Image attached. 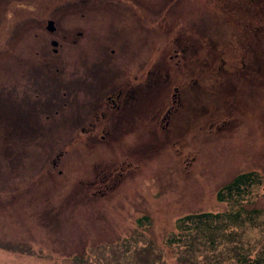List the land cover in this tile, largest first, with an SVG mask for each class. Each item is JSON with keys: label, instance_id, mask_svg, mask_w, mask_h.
<instances>
[{"label": "rangeland", "instance_id": "obj_1", "mask_svg": "<svg viewBox=\"0 0 264 264\" xmlns=\"http://www.w3.org/2000/svg\"><path fill=\"white\" fill-rule=\"evenodd\" d=\"M41 1L45 16L39 19L45 23V18L51 15L58 25L55 35L59 38V15L47 10L52 0ZM164 1H140L142 51L139 54L140 65H144L141 79L143 73L156 67L151 64L155 59L161 61L158 64L161 71L155 70L154 74L164 75L163 71L170 69L168 80L158 93L161 100L171 85L169 79L178 85L177 109L167 129L157 128L142 113L136 116L140 115L139 124L136 120L122 129H71L62 120L64 114H57L54 119L45 118L44 114L51 112L58 102L64 105L60 108H75L86 101L85 94L49 98V93L43 92L44 113L39 117L43 134L32 147L35 157L12 164L4 157L5 161L0 162V264H177V255L182 251L176 243L184 246L183 264H190V253L200 241L167 242L175 229L176 218L189 212H225L238 207L241 215L233 227L235 235L229 237L232 239L225 238L229 232L221 235L230 246L224 250L222 260L234 251L235 239L253 253L264 251V41L255 44L244 34L238 36L237 41L244 42L240 45L245 50L241 58L249 63L250 83L242 79L241 86L233 88V97L214 91L211 101L216 109L204 112L201 102L210 98L205 96L210 91L204 93L196 83L185 82L187 78L182 81L191 68L198 69L194 48L198 45L199 51L203 49L200 44L189 49L193 42L190 34H197V22L199 29L218 34L220 29L215 27L222 18L215 10L226 8L218 3L208 5V0H167L166 5ZM29 11L32 12L31 8ZM198 15H202L199 21ZM80 16L77 13L72 17V27L75 24L92 29L106 26L101 13L85 12ZM227 23L228 28L233 27ZM159 25L171 26V33L179 28L172 35L182 32L179 41L184 43L187 56L172 68L169 62H174L176 56L167 55L178 45L172 40L171 48H164L163 34H156L152 41V30L148 27H156L158 31ZM29 29L26 50H22L27 61L24 67H29V73L34 72L33 61L38 60L37 49L41 45L52 58L63 60L64 73L75 68L72 63L81 48L74 54L68 35L52 53L47 31L40 32L41 43H36L37 32ZM208 47L204 44V48ZM0 56L2 87L9 79L10 70L19 74L23 59L13 51ZM78 72L83 73L82 69ZM210 74V79L204 78L208 86L225 84L222 81V78L226 80L225 74L215 75L214 71ZM212 76L218 78L214 80ZM228 110L231 113L225 115ZM1 128L5 127H0V133L4 134ZM26 131L28 134L21 140L12 131V139H17L13 140L12 148L34 137L31 134L34 129ZM5 145L0 139L2 157L7 153ZM249 170L259 173L260 183L253 184L242 198H217L222 185L235 174ZM99 176H107L108 181L100 182L96 178ZM112 177L114 183L110 186ZM252 208H258L259 212L248 217Z\"/></svg>", "mask_w": 264, "mask_h": 264}, {"label": "flooded vegetation", "instance_id": "obj_2", "mask_svg": "<svg viewBox=\"0 0 264 264\" xmlns=\"http://www.w3.org/2000/svg\"><path fill=\"white\" fill-rule=\"evenodd\" d=\"M140 1L52 0L47 10L59 15L61 31L58 38L55 35L58 28L55 19L51 15L45 18V23L39 19L45 16L42 14L45 13V8L40 7L44 1L38 0L34 3L29 0H0V53L9 55L13 51L15 55H21L23 59L19 74L10 70L7 83L0 87V115L4 116L5 125H8L10 129L14 127V129L22 130L19 138L20 135H24L23 130L34 129L31 134L34 136L33 146H36V139L43 134L38 133L43 127V123L39 120L40 115L44 113L42 110L45 102L43 92H48L49 98L50 96H76L83 92L87 98L85 102L80 105L76 104L77 106L71 109L60 108L64 105L58 102L51 112L44 114L45 118L54 119L55 115L64 114L62 120L71 129L103 131L122 129L123 125H133L136 120L139 124L140 115L137 118L136 116L142 113L157 128L167 129L177 109L175 104L179 99L176 91L178 85L169 79L171 85L169 84V88L165 91L166 97L163 100L159 98L157 93L166 84L170 69H164V75L154 74L155 70L161 71V66L158 65L161 61L157 62V59L154 63H151L150 58L148 59L149 63L156 67H153L151 72L147 70L143 73L142 79L140 77L141 67L144 66L140 65L139 54L142 51ZM167 2L165 0L164 4L166 5ZM30 8L32 12L29 11ZM34 10L36 13L33 15ZM85 12L101 13L106 26L104 28L98 26L96 28L98 31L91 27L80 28L76 24L72 27V17L77 13L82 17ZM50 19L52 22L49 21ZM201 19L202 15H198V21ZM37 21H40L39 24ZM199 27L197 22V34L204 31L199 30ZM29 28L37 32L36 43H41L40 32L47 31L50 35L49 43L52 53L58 50L62 40H66L68 35V41L72 44V52L75 54L76 49L81 48L79 55L72 63L75 68L70 69L67 74L64 73L63 60L60 57L52 58L41 45L39 48L35 46L36 49L38 48L39 57L37 61H33L35 62L32 67L34 72L29 73V67L25 68L27 61H24L22 54V50H26L25 39ZM148 29L150 32L152 30V41L156 34L165 35L164 48H171L172 40L178 45L175 51L167 55L170 58L176 56L174 62H169L170 68L177 65L179 60L186 58L187 49L183 47L184 43L178 40L182 32L172 35L179 28L173 33L170 30L171 26L168 25L166 27L159 25L158 31L156 27H148ZM190 36L193 41L190 48L193 44L202 45V37L194 36L192 33ZM194 49H199L198 45ZM197 61L198 73L196 76H189V80L185 82L196 83L204 90L206 63L200 56H197ZM244 65L248 68L249 63L247 65L244 61ZM80 69L83 73L78 72ZM18 76L20 78L16 79ZM217 78L215 77L214 80ZM151 104L152 107L149 109ZM141 107H143L142 110ZM62 110H64L63 113ZM60 123L56 122V124ZM100 135L104 136V134ZM13 140L17 139L13 138L8 145L11 150L14 145ZM52 163H54L53 160Z\"/></svg>", "mask_w": 264, "mask_h": 264}, {"label": "trees", "instance_id": "obj_3", "mask_svg": "<svg viewBox=\"0 0 264 264\" xmlns=\"http://www.w3.org/2000/svg\"><path fill=\"white\" fill-rule=\"evenodd\" d=\"M215 3H218L221 7L226 8L223 10H215L217 12V16L220 15L218 17L222 18L221 24L215 27V29H220L219 33L211 34L209 33V30H204V28L199 29L201 31L204 30L203 33L194 34V36L202 37L203 49L200 51L199 49H196V51L197 55L203 58L206 63L204 68V76L206 78L210 79V72L214 71L215 75L220 74L222 76V74H225L226 80L222 78L225 85L222 83L217 86H214L215 83H212V87L207 84L205 85L203 91L204 93L206 91H210L209 94H205V96L208 95L210 98H206L201 102L204 112L210 110L214 111L216 109V105L211 101L214 91L218 90L225 95L233 97V88H235L236 85L241 86L242 79H247V82L250 83L248 77L251 74H249L248 68L244 65V61L241 58L245 53V50L244 48H241L240 45L244 42L242 40L237 41L238 36L240 34H244L248 41H253L255 44H257L258 40H260L262 44L264 41V0L207 1L208 5ZM242 4L244 5L243 9L241 8ZM230 18H233V20H229ZM190 21L191 20H189V22ZM225 22H228L227 24L232 25L233 27L228 28V25H225ZM207 26H209V23H206V27ZM195 32L197 33V31ZM204 44L209 45V47L204 48ZM234 44H237V46H234ZM189 49L191 50V48ZM242 50H244V52H242ZM206 51H208V53H206ZM248 59L250 58L248 57ZM194 69L195 68L193 67L188 73L184 74L182 81L186 78L187 80L185 81H188V77L191 75L196 76L198 69L197 71ZM212 77L215 78V76ZM224 86H226L225 89ZM229 104L231 107L233 106V99H231ZM230 113L231 111L228 110L225 115ZM216 122H219V120L216 119ZM0 127H5L1 128L5 130V133H0V139L7 143L5 145L7 153H5L3 157L0 156V162L5 161L4 157L7 162L9 161L11 164L16 163V161H23L25 159L28 160L31 157H35V155H33L34 152L32 151V147H35L33 146V137L29 138L26 143L14 146L12 150H10L8 145L12 142L11 132L15 131L19 136L22 130L14 129V127L10 129L8 125H5L3 115H0ZM23 133L25 135L27 134V131L23 130ZM38 133H43V130H39ZM24 135H20L19 140L22 139ZM46 155L47 153H45L44 158H46ZM18 167L16 168L18 169ZM103 179H105V177H101V180ZM113 179L114 177H112L110 181L112 182ZM260 182L261 177L259 173L254 170L239 172L219 188L216 196L219 200L227 199L230 196H234L235 199H239L242 198L245 192L247 193V189L251 188L253 184ZM113 183L114 182L110 183V186ZM250 211L251 212L248 217L254 216L257 212H259V209L252 208ZM240 215V207L237 209H230L225 212L201 210L186 213L176 218L174 223L175 229L171 235L168 236L166 241L169 243H182L187 240L191 241L199 239V245L190 253V264H201L204 261H207L208 263L212 261L213 264H264V251L253 253L252 250H249L248 247L236 239L233 240L237 243H233V247H235L234 251L231 255H228L224 260H222L225 255L224 250L226 247L230 248V246L226 243L225 238L235 235L233 227L237 225ZM227 232L229 233L226 234ZM225 234L226 237L221 238V235L224 236ZM175 245L180 246L179 248L182 251L180 255H177L178 257L176 259V263L183 264L182 258L184 255V246L177 243ZM170 246L172 245L170 244ZM216 247L217 249L215 251Z\"/></svg>", "mask_w": 264, "mask_h": 264}, {"label": "water", "instance_id": "obj_4", "mask_svg": "<svg viewBox=\"0 0 264 264\" xmlns=\"http://www.w3.org/2000/svg\"><path fill=\"white\" fill-rule=\"evenodd\" d=\"M50 22H52V20H49ZM51 28V27H50ZM52 42H54V41H52Z\"/></svg>", "mask_w": 264, "mask_h": 264}]
</instances>
